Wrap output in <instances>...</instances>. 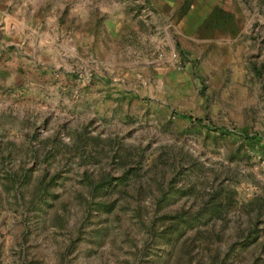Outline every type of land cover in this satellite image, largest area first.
Masks as SVG:
<instances>
[{"label": "rangeland", "instance_id": "374dc122", "mask_svg": "<svg viewBox=\"0 0 264 264\" xmlns=\"http://www.w3.org/2000/svg\"><path fill=\"white\" fill-rule=\"evenodd\" d=\"M0 264H264V0H0Z\"/></svg>", "mask_w": 264, "mask_h": 264}, {"label": "built area", "instance_id": "2783aa9c", "mask_svg": "<svg viewBox=\"0 0 264 264\" xmlns=\"http://www.w3.org/2000/svg\"><path fill=\"white\" fill-rule=\"evenodd\" d=\"M172 60H177V58H176V56L173 54V56H172V58H171Z\"/></svg>", "mask_w": 264, "mask_h": 264}, {"label": "crops", "instance_id": "0c3cea01", "mask_svg": "<svg viewBox=\"0 0 264 264\" xmlns=\"http://www.w3.org/2000/svg\"><path fill=\"white\" fill-rule=\"evenodd\" d=\"M172 56H173V54H172Z\"/></svg>", "mask_w": 264, "mask_h": 264}]
</instances>
